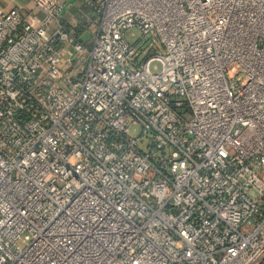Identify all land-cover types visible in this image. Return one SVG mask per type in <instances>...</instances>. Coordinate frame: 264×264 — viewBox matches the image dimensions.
I'll return each mask as SVG.
<instances>
[{"label": "built area", "instance_id": "1", "mask_svg": "<svg viewBox=\"0 0 264 264\" xmlns=\"http://www.w3.org/2000/svg\"><path fill=\"white\" fill-rule=\"evenodd\" d=\"M32 1L0 9V264H264V0H81L89 44Z\"/></svg>", "mask_w": 264, "mask_h": 264}, {"label": "crops", "instance_id": "2", "mask_svg": "<svg viewBox=\"0 0 264 264\" xmlns=\"http://www.w3.org/2000/svg\"><path fill=\"white\" fill-rule=\"evenodd\" d=\"M24 6L33 9L32 0H0V9L11 6ZM60 17L62 22L71 29L74 34L89 44L96 31L98 18L94 11L86 6L81 0H60Z\"/></svg>", "mask_w": 264, "mask_h": 264}, {"label": "rangeland", "instance_id": "3", "mask_svg": "<svg viewBox=\"0 0 264 264\" xmlns=\"http://www.w3.org/2000/svg\"><path fill=\"white\" fill-rule=\"evenodd\" d=\"M130 33H133V35H131ZM140 36V32L136 31L135 29H132V30H129L126 32V37L127 39L130 41V42H133L135 41V39L137 37ZM142 42L147 44L148 42H150L152 39H154V37L152 35H148V36H145L142 38ZM156 42V38L154 40ZM144 46L143 48L141 49V52L144 51ZM154 50H156L157 52H161L162 51V46L161 45H157V48H155ZM153 49L150 50V53L154 51ZM160 62L157 61V60H153L151 63H150V70L153 72V73H157L159 70H160ZM136 129H133L132 132H135Z\"/></svg>", "mask_w": 264, "mask_h": 264}]
</instances>
